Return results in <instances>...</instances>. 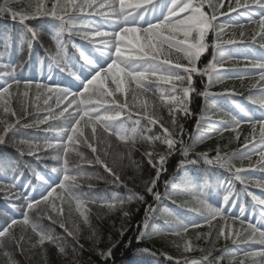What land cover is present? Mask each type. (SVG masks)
<instances>
[{
	"label": "snow or ice",
	"instance_id": "1",
	"mask_svg": "<svg viewBox=\"0 0 264 264\" xmlns=\"http://www.w3.org/2000/svg\"><path fill=\"white\" fill-rule=\"evenodd\" d=\"M9 0L0 4V14L9 16L13 22H19L22 32L19 36V49L24 50L27 46L28 58L19 63L11 62L12 37L9 35L3 39L0 58H8L7 63L0 66V77L4 83L0 85V145H5L12 136L18 132L29 129L42 130L45 133H55L56 139L45 137L43 140H21L16 145L20 157L29 156L37 161L43 162L50 159L55 162L51 171L56 173L55 179L51 176L45 177L36 171L30 170V174L42 181L41 186L45 192L36 198L30 195L35 192V187L30 182H25V172L21 165L15 162L0 165V176L7 177L9 183L0 180V192L5 200L10 202L13 208L22 209V218H11L0 225V256L4 258V264H17L13 251L9 250L11 245L21 255L29 249H25L24 243L30 244V250L39 248L48 264V250L45 245L56 248L57 256L61 264H93L90 256L87 261L83 259L84 245L80 243V227L75 222L69 224L64 218V205L67 204L71 210L73 203L85 225L92 230L89 239L93 246L89 249L98 258L97 264H108L113 256V250L124 240L127 228L125 222L130 221L133 212L127 205L133 200L140 201L146 205L144 209V220L141 225L137 224L139 235L135 238L137 242L151 235L147 230L149 220L155 215L157 209L148 204L145 196L128 187L114 168L109 166L106 158L111 147L107 137L115 136L128 147V158L135 149L138 140L152 144L159 142L165 146L163 152L145 151L142 156L146 158L148 165L155 170V175L149 180H142L145 191L151 195L153 200L159 204L167 198L168 181H165V192L162 195L156 190L157 182L163 172L167 171L168 158L180 151L184 159L180 160L177 170H183L186 177L189 166L195 173V166L202 160L204 164L212 167L225 169L230 178L220 179L217 177V186L225 187L226 192L222 196L221 203L228 205L240 197L236 192L232 180L239 181L243 186V194L251 197L253 214L259 213V222L264 223V199L249 191V184L264 191V182L250 181L245 173L253 170L249 168L236 167L231 163L237 155L249 161L251 154L258 155L256 166L259 171L264 172V117L255 118L249 116L244 107L237 105L240 112L248 117L247 121L231 117L230 127L222 131L231 130L235 133L233 139H239L238 129L241 123L247 122L251 127L249 137H245L244 149L251 150L241 153H224L218 147L216 155L209 157L208 153H196L194 158L190 157L193 144H186L183 137L185 129L178 122V116L190 117L193 113L190 108L193 93L207 99L209 96L235 95L234 91L225 90L224 93H209L207 89L197 91L193 76L208 77V86L214 81L217 65L223 59L225 43L235 45L241 43L236 39L221 40L224 34V26L219 23V16L229 15L236 12L238 16L248 13L250 22L258 23L261 39H264V0H228L227 12H221L225 7V0H35L29 3L28 10L17 11L8 6ZM50 4V7H49ZM210 11H205V8ZM259 9V19H253V13ZM243 10V11H241ZM219 13V15H218ZM151 17V18H149ZM42 19L51 25L52 40L55 50L45 48V57L35 61L39 65L44 64L45 58L49 60V70L54 66L61 72H67L74 77L69 85H52L35 81L30 78H21L19 72L33 64L34 44L41 43V33L29 26L32 20ZM239 27L238 21L234 22ZM209 33H215V40L209 41ZM67 34L68 40H65ZM79 37L84 43L77 44L71 38ZM244 33H240L242 38ZM255 39V36H253ZM79 51L83 63L75 60L68 53V43ZM209 49L212 50V60L203 68H198L202 55ZM220 58V60L217 59ZM251 67L258 71L259 81L264 82V63H255ZM19 70V71H18ZM243 78V77H241ZM109 81L111 87L109 86ZM78 82V83H77ZM23 85V92L20 86ZM134 85L135 87H131ZM73 86L78 90H73ZM35 89V101L43 102V108L34 103L29 93ZM15 96L20 99L21 113L11 107V101ZM148 94L158 98L159 104L149 103L145 99L143 103L137 104L139 97ZM129 96L132 103H129ZM53 101L55 107L49 103ZM248 100L253 105H259L264 109V88L260 89V95L254 97L251 94ZM155 104V106H154ZM74 106V107H73ZM157 108H167L170 117V126L161 123L157 116ZM72 109V111H69ZM31 123L25 121V117L33 115ZM43 112V115H41ZM15 118L10 122L7 117ZM141 120L147 122L144 128L140 127ZM132 127L128 126V122ZM160 125L162 131L157 135H145L151 132V126ZM47 125L42 128L41 126ZM202 122L197 120V131L202 127ZM211 127V124H209ZM90 129V135L85 134V129ZM258 128L259 140L256 141ZM99 129V133H98ZM213 131L221 129L213 128ZM200 139H203L201 136ZM257 144L259 146H257ZM179 145V148H177ZM90 150L91 158H88L80 150V147ZM51 155H41L48 153ZM73 154L78 159H73ZM122 158V157H121ZM137 169L139 162L132 161ZM100 165L105 172L112 177L111 183L117 187L128 190L127 197L113 193L111 199H104L101 206L109 212L121 213V226L116 229L118 239L113 240L109 236V246L104 249L98 245L101 237L97 230L92 228L88 213L91 209L90 203H97L95 196L84 193L78 183V177L85 175L83 165ZM45 167H48L46 164ZM91 179V177H89ZM97 179H104L98 177ZM195 195L197 207L191 209L199 213L203 221L211 228L212 222L218 217L225 221L217 233V239L231 240L232 244H259L264 246V230L258 224L252 223L238 217H231L233 224L229 225L226 219V207H213L207 202V182L200 183L199 175L195 179L188 178ZM91 191L93 184L87 185ZM175 203V201H172ZM51 210V214H49ZM244 208L241 206V211ZM139 211V209H137ZM36 214L33 219L32 214ZM46 217L52 224H58L63 229L64 235H58L51 229L44 228L38 221ZM239 219L240 228H235V221ZM16 227L30 228L35 234V241L31 237L16 235ZM179 229L174 233L183 238V252L189 253L197 250L192 241L183 234L188 232L189 227L198 229L201 224L190 221L188 224L180 223ZM209 233H197V239H207ZM67 242V243H66ZM131 244V241H128ZM180 247V245H177ZM148 252L149 249H142ZM199 251L206 253L199 259L183 258V264H220L223 256H213L212 252L203 248ZM227 253L228 249L224 248ZM169 260L172 257H167ZM211 258V259H210ZM264 264V247L243 252V259H237L233 254L230 264ZM177 264H181L177 261Z\"/></svg>",
	"mask_w": 264,
	"mask_h": 264
},
{
	"label": "trees",
	"instance_id": "2",
	"mask_svg": "<svg viewBox=\"0 0 264 264\" xmlns=\"http://www.w3.org/2000/svg\"><path fill=\"white\" fill-rule=\"evenodd\" d=\"M4 2L5 0H0V4H3ZM34 2L35 0H9L8 6L17 11H26L28 10L27 6L29 3ZM213 3H215L214 0ZM205 11L210 10L206 7ZM220 11H223V9H220ZM2 17H7L10 19L9 16L0 14V18ZM41 20L42 19L32 20L27 23H29L30 26L40 22ZM48 26L51 27L49 24ZM254 33L256 34L257 40L259 42L262 41L260 36L257 35L258 31L254 29ZM20 34L21 29L19 27H16V29L10 34L8 33V35L14 36L18 43ZM213 35H215V33H209L208 39L210 42L213 40ZM7 36H3L0 46L3 43V39ZM64 39L68 40L67 34H65ZM71 39L77 44L83 43V41L80 42L81 40L79 37L73 36ZM45 42L48 44V48L52 49L53 51L55 50V44L52 40V32L46 36ZM211 52L212 50L209 49L202 55L200 62L197 64L198 68H203L204 65L212 60ZM68 53L69 55L73 56L75 60L79 62L81 61L79 51L72 47L71 41L68 43ZM42 57H45V55ZM35 58H37V56H35L33 52V60ZM217 59L220 60L219 57H217ZM45 61L46 65L48 66L49 60L45 58ZM245 65L251 66L252 63L250 61H245L243 62L242 66L244 67ZM51 70L52 74L55 76L68 75L67 72H61L59 68L54 66L51 68ZM223 75L224 69L220 71L218 76H215L210 87L205 82L207 76L201 77L199 75H194L193 81L197 91L202 92L205 89L208 91L213 85L217 84L218 78L222 77ZM241 77H243L242 74L239 75L240 79L237 78L232 85V87L240 93V97H228L225 102H222L220 105H218L216 98L213 96L209 97V101H205L203 96H198L193 93L190 104L193 114L187 118L178 116V122L183 124L185 129V135L183 137L185 143L193 144V142L196 141L194 143V147H192L190 150L189 158H194L196 153H208L209 157H214L218 147L220 148L222 155L224 153L233 152H248L251 154V148L249 146L248 149L243 148L245 137L251 138L249 134L252 130L247 122L241 123L238 129V140L233 139L235 133H233L231 130L222 131L223 128L230 127L229 121L231 120L232 116L243 120L239 117L242 112H240L239 108L236 107L237 105H240L244 108L248 107V105L251 103L248 100L249 95L251 94L252 96L257 97L253 93V85L255 81H248ZM23 90V85H21L20 91L23 92ZM13 92L14 98L11 101V107L19 115L21 113L20 99L15 96V89H13ZM34 94L35 89L33 88L29 93V96L32 98L30 103H34L38 107L43 108L44 106L42 100L35 101ZM49 103L55 107L53 101L50 100ZM69 111H72V109H69ZM34 115L35 112L33 111V115L25 117V121L31 123L33 121ZM41 115H43V112H41ZM160 115L165 119L164 124L166 126H170V117H168L169 114L167 113L166 108H163L160 111ZM7 119L10 122H14L15 120V118L12 116H8ZM197 120H200L203 125L199 129V132L197 131ZM146 124L147 122L145 120H141L140 127L144 128ZM209 124H211V127H209ZM41 127L44 128L47 127V125ZM213 128L221 129V131H213ZM161 131L162 129L158 125H154L151 126V132H146L145 135H157ZM85 134L90 135L89 128L85 129ZM9 135L12 138L9 139L5 145H0V155L2 156L0 159V165L15 162L21 165V170L24 171L25 174H28L32 177H36L30 174V170L32 168H35L38 173L44 175L45 177H49L50 175L56 177L57 174L51 171V167L55 165L54 161L47 159L41 162L29 156L20 157L16 150V145L21 140H43L45 137L49 139H56L55 133H45L42 130L29 129L18 132L15 136H12L11 133ZM257 135L258 128L256 137ZM201 136L203 139H200ZM107 140L111 145L109 148V155L111 156L108 155L110 159L107 161L109 166L114 168V171H116V173L120 175L121 179L128 184L129 188H132L134 191L144 195L147 203L152 204L157 209L155 215L149 220V228L147 231L151 233V235L137 242L135 238L139 235V230L137 229L136 225L140 224L141 230H143L142 223L144 220V209L146 205L137 200H133L127 205L128 209L133 212V216L130 221L125 222V227L128 230L125 234L124 240L113 250V256L109 259L108 264H177V261H180L181 264H183V258L185 256H187L189 259H199L205 255L206 253L199 251L200 248L211 251L213 256L222 255L223 259L220 261V264H230L233 254L237 259H243V252L247 251V247L250 246V244L234 245L232 244L231 240L225 241L223 238L217 239L218 230L224 225L225 221L218 217L212 222L211 228H209V226L200 217L199 213L191 210L194 207H197L195 203L196 194L192 191L191 186L188 183V178L195 179L197 174L199 175L201 184H204L205 181L207 182V191L209 192V195L207 196V202L213 207H226L220 201H216L214 199V197L218 196L217 191L214 189V187L217 186V177L220 179L230 178L228 172L225 169H222L218 166L212 167L206 165L201 160L200 163L195 166V173L192 171V166H189V171L186 177L183 170H177L179 161L184 159L180 151H177L173 156L168 158L166 165L167 171L161 174L156 186V190L163 195L165 192V181H168L169 186L167 190L170 195L157 204L153 200L152 196L146 193L142 183V180H149L155 175V170L152 169L150 165H148L147 160L142 156V153H144L146 150L163 152L165 150V146L159 142L149 144L146 141L138 140L135 145V149L131 152V159H129L128 147L130 146H126L124 142L117 140L115 136L107 137ZM177 148H179V145H177ZM80 150L86 157L91 158V153L88 148L81 146ZM41 155H51V152L49 150L48 153H41ZM251 155L252 159L250 161L240 155H237L232 159L231 163L236 167L243 168L255 166L257 158L255 157V154ZM72 158L78 159L74 154ZM132 161L139 162L140 168L137 169ZM46 164L48 167H45ZM83 169L85 175L78 177V183L81 185L84 193H88L89 195L99 198L97 203H90L88 205V207L91 209L88 215L92 228L96 229L98 235L101 237L98 246L100 248L106 249L109 246L110 235L112 236L113 240L119 238L118 233L112 227L113 223L115 224L116 229H119L122 221L121 213L118 211L109 212L107 208L101 206V202L104 199L110 200L113 193L119 194L122 197H127L128 190L123 187L114 186L110 182L106 183L105 181H111L112 177L109 176V174L105 172V170L100 165L89 166L84 164ZM89 177H91V179H89ZM98 177H103L104 179H97ZM0 180H3L5 183H9V181H5L4 178ZM233 181L235 180H232V183ZM89 183L94 185L91 191L87 187ZM238 183L239 181H235V184ZM225 192L222 191V195H224ZM3 198V193L0 192V216H4L6 217V220H10L11 217L8 212L9 210L4 205ZM172 201H175V203H172ZM240 203L244 209L251 208L252 210L251 197L242 195ZM137 209H139V211H137ZM182 213H194L197 217L195 220H188L187 216H184ZM49 214H51V210H49ZM32 217L33 219H36V214L33 213ZM231 217H233V215H229V212L227 211L226 219L229 225L233 224ZM15 218L21 219L22 212ZM64 218L69 222V224L75 222L80 227V243L84 245L85 249V251L82 253L83 259L87 261L91 256L93 264H97L98 258L94 253L89 251V249H91L93 246V241L89 239V236L92 234V230L88 225L83 223L79 213L75 209L74 203L71 210H69L67 204L64 205ZM190 221H196L200 223L201 227L198 229L189 227L188 232L183 235L192 241L193 246L196 247L197 250L184 253L183 238L174 235V233L180 230L178 227L180 223L188 224ZM38 222L44 228L51 229L58 235H64L59 225L52 224L46 217L40 219ZM235 228L237 230L240 228L239 219L235 221ZM209 231L211 232V235L206 240L197 239V233H209ZM15 232L17 236H20L23 233L25 236L31 237L33 241L36 239L35 234L31 232L30 228L24 229L21 227H16ZM128 241H131V244H129ZM177 245H180V247H177ZM254 245L255 244H251V246ZM24 247L25 249H29L24 255H21L11 245L9 247V250L13 251L17 264H45V259L42 256L41 250L39 248L30 250V244L27 241L24 243ZM45 247L48 250V264H61V261L57 256L56 248L51 245H45ZM145 248L149 249V251H142V249ZM224 248L228 249L227 253L222 251ZM167 257H172V259L169 260ZM0 264H4L3 256H0ZM246 264H248V261H246Z\"/></svg>",
	"mask_w": 264,
	"mask_h": 264
},
{
	"label": "rangeland",
	"instance_id": "3",
	"mask_svg": "<svg viewBox=\"0 0 264 264\" xmlns=\"http://www.w3.org/2000/svg\"><path fill=\"white\" fill-rule=\"evenodd\" d=\"M227 3H228V0H225V7H227ZM232 3H233V5H235V0H232ZM231 14H233V12L230 13L229 15H231ZM229 15H228V17H229ZM225 16H227V15H225ZM241 32L244 33V36L242 38L240 37V33ZM229 39H236L238 41H241L242 40V42H244V41H246L248 39V34H247V32L244 29H242L241 27H238L234 23H226V24H224V34L222 35L221 40L227 41ZM225 44H227V43H225ZM109 86L110 87L112 86L111 83H110V81H109ZM131 87H133V85ZM226 89L232 91L229 86L228 87L225 86L220 93H224ZM148 98L149 97H147L146 95L145 96H142V97H139L138 100H137V104L143 103L144 100L145 99H148ZM148 101H149V103H152V100L148 99ZM129 103L130 104L132 103L130 96H129ZM154 106H155V104H154ZM162 116H164V115H162ZM158 118L160 119L161 123L162 122L165 123L164 117L161 118V116L159 115ZM109 156H111V155H109ZM109 159H110V157L106 158V161H108ZM111 161H113V160H111ZM61 230L63 231V229H61ZM8 247H10V245Z\"/></svg>",
	"mask_w": 264,
	"mask_h": 264
}]
</instances>
